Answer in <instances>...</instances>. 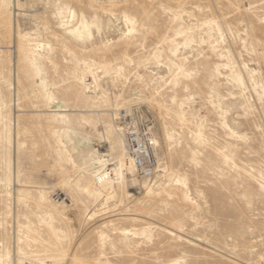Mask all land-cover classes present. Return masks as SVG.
Segmentation results:
<instances>
[{
	"label": "rangeland",
	"instance_id": "374dc122",
	"mask_svg": "<svg viewBox=\"0 0 264 264\" xmlns=\"http://www.w3.org/2000/svg\"><path fill=\"white\" fill-rule=\"evenodd\" d=\"M0 11V264H264V0ZM130 105L153 126L151 177L115 124Z\"/></svg>",
	"mask_w": 264,
	"mask_h": 264
},
{
	"label": "built area",
	"instance_id": "2783aa9c",
	"mask_svg": "<svg viewBox=\"0 0 264 264\" xmlns=\"http://www.w3.org/2000/svg\"><path fill=\"white\" fill-rule=\"evenodd\" d=\"M115 117V124L125 136L127 151L136 172L147 177L153 176L158 162L155 156L153 126L149 118L137 105L122 108Z\"/></svg>",
	"mask_w": 264,
	"mask_h": 264
},
{
	"label": "bare ground",
	"instance_id": "6f19581e",
	"mask_svg": "<svg viewBox=\"0 0 264 264\" xmlns=\"http://www.w3.org/2000/svg\"><path fill=\"white\" fill-rule=\"evenodd\" d=\"M2 1V0H1ZM3 18V13L0 11V18ZM127 20L131 21V18L129 16H126ZM2 21V19H1ZM0 21V22H1ZM80 26H78L76 29L79 30ZM181 28V27H180ZM181 30L179 29V33ZM27 50L29 53H32V47L28 46ZM2 53V50H0V54ZM180 71H182V67L179 68ZM187 75L189 74L188 72H185ZM85 79V76H84ZM155 140V139H154ZM156 143V142H155ZM154 143V144H155ZM156 147V144H155ZM127 149V146H126ZM225 158L229 160L230 158L225 155ZM131 162V161H130ZM133 163V162H132ZM131 165V164H130ZM133 166L135 168V165L133 163ZM133 168V167H132ZM113 171L111 169H105V170H100L98 169L95 175V179L93 180V183H89L85 188V192L93 199L94 204L97 205L99 202L103 199V196L106 192L114 190V178H113ZM6 258H10L9 255ZM26 259V261H24ZM31 255H26L25 253L19 252V255L16 256L17 263L16 264H40L39 261L32 260ZM3 261L2 257L0 256V263ZM35 261V262H34ZM9 264V263H7ZM43 264V263H41Z\"/></svg>",
	"mask_w": 264,
	"mask_h": 264
}]
</instances>
